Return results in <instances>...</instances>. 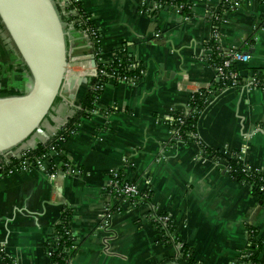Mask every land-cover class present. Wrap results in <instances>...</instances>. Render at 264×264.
Segmentation results:
<instances>
[{"label":"crops","instance_id":"crops-1","mask_svg":"<svg viewBox=\"0 0 264 264\" xmlns=\"http://www.w3.org/2000/svg\"><path fill=\"white\" fill-rule=\"evenodd\" d=\"M77 1L100 34L101 62L125 53L144 72L135 83H109L102 90L95 110L62 145L69 167L63 157H53V177L32 169L0 178V247L14 264H52L57 226L68 210L74 238L65 250L68 264H174L182 249L159 241L150 219L157 212L169 216L178 243L193 248L198 264H248L254 235L264 264V198L231 177L227 160L240 153L243 164L264 175V89L251 85L264 75V3L239 0L222 14V47L251 57L238 66L241 85L223 88L206 62L212 19L223 0H187L189 16L150 0L146 7L143 0ZM68 32L77 70L93 47L86 33L73 26ZM5 37L0 30V90L25 93L31 79ZM88 85L78 88L74 101L59 97L41 129L13 153L34 149L65 126ZM202 90L210 94L197 141L185 143L168 117L188 113ZM200 143L226 158L203 155ZM114 171L150 193L149 201L117 204L110 186Z\"/></svg>","mask_w":264,"mask_h":264},{"label":"trees","instance_id":"trees-1","mask_svg":"<svg viewBox=\"0 0 264 264\" xmlns=\"http://www.w3.org/2000/svg\"><path fill=\"white\" fill-rule=\"evenodd\" d=\"M154 2L156 5L160 6V8L165 7H182L181 12L185 14L186 16L190 15V10L188 9V3L187 0H150ZM239 0H228L227 2L223 3V7H221V13L218 15V19H212L213 26L220 25L221 17L223 12H230L235 4H237ZM261 3H264V0H260ZM59 11L62 15V21L67 24L68 26H73V28L77 31H81L86 33L91 40L92 47H93V55L95 56V62L97 64V67L99 71L106 72L105 75H100L97 79H92L90 81V87L88 88L84 97L82 99L78 100V106H80V109H76L75 114L68 120L67 124L60 128L58 132L50 136L45 143L38 144L34 149H30L27 153V156L31 159L29 162L34 163L33 160L36 158L48 154V151L52 148L55 150L60 151V146L56 144V139L58 136L62 135L66 131L70 130H76V127L78 124H80L81 120L84 118H87L89 114L95 110V103L100 98L102 94V90L99 89L100 87L105 88L109 82L114 81L115 84H119L118 78L123 77H129V78H135L137 81L142 75H143V67L141 64L137 63L133 58L127 56L125 53H121V55L116 58L113 62L110 64L104 65L101 60L98 57L99 51H100V41L101 37L98 31H96V28L94 27V24L92 20L90 19V16L84 12L82 9V6L80 3L76 2L75 0H68L66 2L65 9L63 10L62 7L58 4ZM0 30L5 32V29L0 21ZM6 33V32H5ZM95 34V35H94ZM218 45L212 39L209 44L207 45V48L210 50V56H206V62L207 64L215 68H223L224 71H234L238 70V65L236 67L233 66L230 69L224 68V59L219 56V50L217 49ZM25 71H27V68L25 66ZM258 78L261 81H264V75L258 74ZM21 93L19 91L15 90H0V98L1 97H8V96H17ZM209 92L206 90H202L197 92L193 95L192 99L190 100L189 107L190 111L188 113H184L181 111H174L172 113V117L174 120V124L172 127L176 130H178V135L183 141L189 142L190 134H196L197 135V129L199 124V119L202 114V112L205 110L207 106V99L209 96ZM58 100V99H57ZM181 120L182 123L179 121ZM201 149L205 151L207 154L213 155L214 158L217 160L219 159H225L226 157L219 151H216L212 149L211 147H208L205 144L200 143ZM60 157H63V163L68 162L65 158L64 151L61 148L60 151ZM228 165L231 169V177L239 182L243 183L246 182L251 187V193L253 196L257 198H264V191H262V187L264 186V175L260 171H251L247 166H245L243 163L237 161L235 158L231 157L228 158ZM22 161L19 159H11L10 165L5 168V171H7L11 167L20 168V163ZM121 180L124 178L123 174H121ZM149 198H150V193ZM149 198L146 202L149 201ZM70 221H71V214L68 210H66L62 216L61 223L57 226V239H58V245L56 247V250L53 252L51 256L52 264H68L69 256L65 254L66 249H70L74 246V238L71 235V229H70ZM153 226L157 230L159 234V241L163 244H170L169 238L165 236L164 231L161 229L160 226H157L155 223H153ZM169 232L172 234L175 233L176 228L173 224L168 228ZM175 242L178 243L179 240L177 236H175ZM262 248V242L259 241L256 238V235H254L252 239V245L250 246V257L246 259V262L248 264H262L258 260L259 254ZM0 258L3 261L4 264H14L12 259L5 254L2 247H0ZM174 264H198L196 261V258L194 257V251L193 248L184 245L182 248V251L178 258L174 261Z\"/></svg>","mask_w":264,"mask_h":264},{"label":"water","instance_id":"water-1","mask_svg":"<svg viewBox=\"0 0 264 264\" xmlns=\"http://www.w3.org/2000/svg\"><path fill=\"white\" fill-rule=\"evenodd\" d=\"M0 21L31 79L27 92L0 98V157H5L33 138L59 97L74 101L88 79L66 75L68 33L56 0H0Z\"/></svg>","mask_w":264,"mask_h":264},{"label":"built area","instance_id":"built-area-1","mask_svg":"<svg viewBox=\"0 0 264 264\" xmlns=\"http://www.w3.org/2000/svg\"><path fill=\"white\" fill-rule=\"evenodd\" d=\"M75 1L78 2L77 0H75ZM147 1H149V0H143V4L145 5V7H146ZM223 1L227 2L228 0H223ZM65 5H66V3H65ZM155 7H158V5L155 4ZM181 9H182V7H179V10H181ZM218 15L219 14H216L214 16V19L217 20ZM212 37H213L214 41L216 42V44L218 45L217 49L220 51L218 55L224 59V68L230 69L231 67H233L235 65L237 67V65L239 66V64L247 63L250 61V59H251L250 55H248L246 53H242L241 51L234 49V48L225 49L222 47V45L220 43L218 26H213ZM210 53H211L210 50L208 48H206V56L207 57L210 56ZM92 56L95 57L93 54H92ZM98 57L100 59V51H99ZM84 60H85L84 64L82 66L78 67L80 69L77 68V70L79 71L77 76L87 78L88 82L86 84H89L88 88L92 89L93 87H90V81L92 79H97L100 75H105L106 72H104L103 70L99 71L97 64H96V67H92V59L90 57H85ZM94 60H95V58H94ZM75 69H76L75 62L70 60L66 75L68 76L70 74H73L72 71ZM214 70H215L217 77L219 78L220 82L222 83L223 88H235V87H238L241 85L240 72L238 71L239 69L238 70L236 69L234 71H229V72L224 71L223 68H215ZM117 80L119 81V83H135L136 82L135 78H129V77L118 78ZM109 83H114V81H111ZM251 85L253 87H257V88L259 87V88L264 89V81H261L257 77H253L251 79ZM99 89L102 90L104 88L100 87ZM168 120L171 122V125L174 124V120H173L172 115L168 117ZM179 121L182 123L181 120H179ZM75 132H76V130H70V131H66L62 135L58 136V138L56 139V144L62 148V145L65 143V141L71 135H73ZM176 132H177L176 134L178 135V130ZM178 137H179V135H178ZM190 139L197 141V135L196 134H190ZM61 148H60V151H61ZM28 151L29 150L23 151V152L11 153L12 155L9 154L10 157L1 161L0 162V178L5 177V176H9V175H12V174L18 173V172L29 171L32 169H39L51 177H53L57 174L58 167L55 164L53 165V163H56V162H54L53 157H60L61 152L59 150H55L54 148L50 149L48 151V154H44V155L36 158L35 160H33L34 163L29 162L31 159L27 156L26 152H28ZM201 153L203 155H210V154H207L205 151H201ZM210 156L214 158L213 155H210ZM232 157L235 158L237 161L243 163L240 153L233 154ZM12 158L19 159L22 161L20 163V168L11 167L7 171H5V168H7V166L10 165ZM214 159H216V158H214ZM62 164L64 165V168L69 167V165L67 163H62ZM228 171L231 172L229 165H228ZM251 171H253V170H251ZM253 172H255V171H253ZM110 186H111V195L114 197V200L116 201L117 204L128 202L133 206H137L139 203L146 202L147 199L149 198V194H147V192H142L137 186H135L132 183H130L129 181H127V179L123 178L121 180V175L118 171H114L111 173ZM261 190L264 191V186L262 187ZM118 207L120 208V205ZM119 208H118V210H119ZM150 219L157 226L161 227V229L164 231L165 236H167L169 238V243L174 244L176 247L179 248V250L182 249V246L180 245V243L175 242V236H176L175 233L171 234L168 230V228L171 226V224H173L171 219L169 218V216L164 215L162 213L153 212L152 215L150 216ZM53 252L54 251H52L51 256H52ZM249 257H250V253L247 255V258H249Z\"/></svg>","mask_w":264,"mask_h":264},{"label":"rangeland","instance_id":"rangeland-1","mask_svg":"<svg viewBox=\"0 0 264 264\" xmlns=\"http://www.w3.org/2000/svg\"><path fill=\"white\" fill-rule=\"evenodd\" d=\"M56 2L63 8V9H65V3H63L64 1L63 0H56ZM64 23V22H63ZM65 24V23H64ZM71 26H68L67 24H65V28H66V30H67V33H68V37L70 36V34H69V28H70ZM6 38V37H5ZM69 38H71V36L69 37ZM68 38V39H69ZM72 39V38H71ZM6 40H7V42H9V43H11L10 42V40H9V38L7 39L6 38ZM68 44H69V40H68Z\"/></svg>","mask_w":264,"mask_h":264},{"label":"bare ground","instance_id":"bare-ground-1","mask_svg":"<svg viewBox=\"0 0 264 264\" xmlns=\"http://www.w3.org/2000/svg\"><path fill=\"white\" fill-rule=\"evenodd\" d=\"M80 65V64H79ZM83 65V64H82ZM78 70L72 71L73 74L77 75L78 74Z\"/></svg>","mask_w":264,"mask_h":264}]
</instances>
